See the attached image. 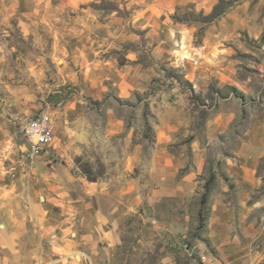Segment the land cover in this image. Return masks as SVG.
<instances>
[{
	"label": "rangeland",
	"instance_id": "1",
	"mask_svg": "<svg viewBox=\"0 0 264 264\" xmlns=\"http://www.w3.org/2000/svg\"><path fill=\"white\" fill-rule=\"evenodd\" d=\"M43 113L53 143L26 161ZM259 122L264 0H0L2 237L19 244L0 264H264V156L247 174L238 154Z\"/></svg>",
	"mask_w": 264,
	"mask_h": 264
},
{
	"label": "crops",
	"instance_id": "2",
	"mask_svg": "<svg viewBox=\"0 0 264 264\" xmlns=\"http://www.w3.org/2000/svg\"><path fill=\"white\" fill-rule=\"evenodd\" d=\"M236 117V116H235ZM248 141L243 146H241L238 150V154L240 157H242L246 162V168L245 172L247 174H250L254 171L255 166L257 163L261 160V158L264 156V123H255L253 124V127L251 131L248 134ZM4 178L0 175V196L2 194L1 192V186ZM3 217L4 213L1 210L0 207V250L5 247H11V248H18V243L16 241H10V242H4L2 235L5 232L13 233L14 231H18V229L15 228V226H3ZM6 229H5V228ZM209 229L211 230L212 237L215 239L216 236H220V239H215L214 241H218L220 245H223L225 241V245L227 246L228 243L226 241L228 233H230L235 226L233 224L228 223V219L225 213V210L221 207V205H216L213 209V212L211 214V218L208 225ZM5 229V230H4ZM222 235L225 236V238H222ZM249 242H252L253 239L251 237H248L246 239ZM242 257V260L237 262L236 264H257L258 263V254L254 253H246ZM1 259V258H0ZM231 264V263H230Z\"/></svg>",
	"mask_w": 264,
	"mask_h": 264
},
{
	"label": "built area",
	"instance_id": "3",
	"mask_svg": "<svg viewBox=\"0 0 264 264\" xmlns=\"http://www.w3.org/2000/svg\"><path fill=\"white\" fill-rule=\"evenodd\" d=\"M55 120L49 113L30 119L23 127L25 143L19 149L22 159L38 160L54 140Z\"/></svg>",
	"mask_w": 264,
	"mask_h": 264
},
{
	"label": "trees",
	"instance_id": "4",
	"mask_svg": "<svg viewBox=\"0 0 264 264\" xmlns=\"http://www.w3.org/2000/svg\"><path fill=\"white\" fill-rule=\"evenodd\" d=\"M207 195H208V189H207L206 194L203 196V199H202V207H204L207 204V202H208V196ZM199 215L202 218V212Z\"/></svg>",
	"mask_w": 264,
	"mask_h": 264
}]
</instances>
